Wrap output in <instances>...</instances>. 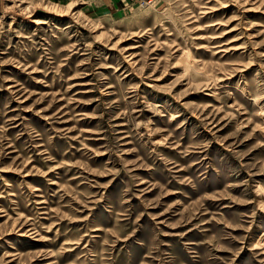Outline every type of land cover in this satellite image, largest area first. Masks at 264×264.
I'll return each instance as SVG.
<instances>
[{
    "label": "rangeland",
    "instance_id": "rangeland-1",
    "mask_svg": "<svg viewBox=\"0 0 264 264\" xmlns=\"http://www.w3.org/2000/svg\"><path fill=\"white\" fill-rule=\"evenodd\" d=\"M0 264H264V0H0Z\"/></svg>",
    "mask_w": 264,
    "mask_h": 264
},
{
    "label": "bare ground",
    "instance_id": "bare-ground-1",
    "mask_svg": "<svg viewBox=\"0 0 264 264\" xmlns=\"http://www.w3.org/2000/svg\"><path fill=\"white\" fill-rule=\"evenodd\" d=\"M38 22H39L38 24L44 23L43 21H38ZM159 103H160V102H159ZM159 103H158V104H159Z\"/></svg>",
    "mask_w": 264,
    "mask_h": 264
}]
</instances>
